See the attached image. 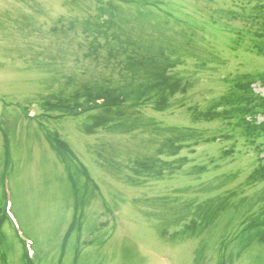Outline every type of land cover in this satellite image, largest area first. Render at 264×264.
<instances>
[{
	"label": "rangeland",
	"instance_id": "1",
	"mask_svg": "<svg viewBox=\"0 0 264 264\" xmlns=\"http://www.w3.org/2000/svg\"><path fill=\"white\" fill-rule=\"evenodd\" d=\"M105 2L146 61L182 88L164 109L153 96L135 106L137 120L118 126L96 125L100 109L45 112L44 102L83 85L125 79L106 51L85 58L80 30L66 29ZM255 5L264 0H0V205L18 236L33 241L38 264H264V245L243 252L239 239L264 221V180H249L264 164V135L249 139L234 119L190 116L223 110L220 99L243 75L264 96V41L245 19ZM51 133L72 152L70 168ZM174 135L185 138L177 152L159 155ZM2 231L0 264H21L15 233Z\"/></svg>",
	"mask_w": 264,
	"mask_h": 264
},
{
	"label": "trees",
	"instance_id": "2",
	"mask_svg": "<svg viewBox=\"0 0 264 264\" xmlns=\"http://www.w3.org/2000/svg\"><path fill=\"white\" fill-rule=\"evenodd\" d=\"M239 4H242V2H239ZM257 6L259 5H255L249 9V13L245 19L246 23L250 25H259L254 34L257 38L264 41V15L259 17L254 14V11L263 10L264 6ZM239 7L240 10L245 8ZM224 11H226L225 16H230L231 20L236 19V12L234 13L232 10L216 9L214 12L216 15H221ZM238 17L240 18L241 15ZM120 19L121 13H119L117 7L112 2H105L97 8L95 15L91 19H86L82 22L70 21L66 29L68 31L80 30L83 38L87 41L88 50L85 58H96L101 50L106 51V60H112L120 71L125 72V79L116 82L107 79L101 83H96L93 87L83 85L79 90L74 92L73 96L68 98L59 97L54 103L44 102L41 105L43 110L46 112L77 115L81 112L100 109L101 115L97 118L96 125L111 124L118 126L120 121L132 122L134 115L137 120V111L134 110L135 106L137 107L139 104L148 101L153 96H156L154 100L157 110H162L166 107L168 98L182 88L180 82H171L167 75L161 73L154 65L146 61V55L135 46V42L131 40L130 34H126L120 27ZM261 54L264 56L263 51H261ZM260 80L264 82V79L261 78ZM254 83L256 81L253 80L251 75H243L235 79L230 88L231 92L220 99V102L224 106L223 110L204 113L192 108L190 110L191 119L194 122H210L216 118L234 119V124L238 130H241L249 139H255L260 135H264V120L258 122L259 116L264 118V96L254 92L252 87ZM182 91L184 90L182 89ZM113 108H116V110H113ZM193 137L191 135L190 138ZM184 139L182 136L176 137V135L164 138L157 149L158 154H163L166 151L171 155L175 154L180 147V141ZM48 141L56 155L66 163L67 168H70V161H67L66 158L67 156H71L72 152L66 144L58 142V140H51L50 138H48ZM260 158L262 159L263 157ZM159 161L160 159L157 157L151 161L150 165ZM7 165L8 161L6 160L4 163L5 168ZM81 173L82 170L80 168L77 181L80 179ZM84 180L85 182L88 181L85 174ZM249 180L252 182L264 180V164H261L250 174ZM84 189L86 190V186ZM82 218L81 214L79 218L74 216V224L75 226L78 225V228H80V225L77 222L80 223L79 220ZM4 226H7L14 236L0 205V242L5 233L2 231ZM239 239L240 250L243 252L254 243L263 246L264 221H251L241 231ZM20 260L21 264H32L27 259L22 245ZM1 261L3 262V259L0 254V263Z\"/></svg>",
	"mask_w": 264,
	"mask_h": 264
}]
</instances>
